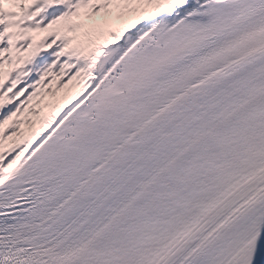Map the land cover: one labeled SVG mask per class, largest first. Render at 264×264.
I'll list each match as a JSON object with an SVG mask.
<instances>
[{
	"label": "snow or ice",
	"instance_id": "1",
	"mask_svg": "<svg viewBox=\"0 0 264 264\" xmlns=\"http://www.w3.org/2000/svg\"><path fill=\"white\" fill-rule=\"evenodd\" d=\"M0 264H264V0H0Z\"/></svg>",
	"mask_w": 264,
	"mask_h": 264
}]
</instances>
